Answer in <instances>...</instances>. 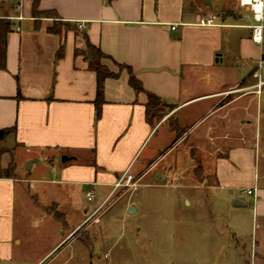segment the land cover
<instances>
[{
  "label": "crops",
  "instance_id": "0c3cea01",
  "mask_svg": "<svg viewBox=\"0 0 264 264\" xmlns=\"http://www.w3.org/2000/svg\"><path fill=\"white\" fill-rule=\"evenodd\" d=\"M33 3L0 0V23L11 24L6 65L0 68V130L13 129L0 141V264H18L14 255L23 241L16 233L15 209L23 183L30 190L36 184L59 186L52 204L67 209L65 231L52 252L61 245L72 248L59 264L101 260L95 248L106 232L84 228V234L99 236L83 241L75 231L84 222L70 226L66 220L79 212L82 189L87 198L93 192L92 202L101 200L83 216L97 214L126 172L140 182L179 181L188 206L203 207L202 190H218L227 202L249 207L245 191L255 189L251 212L261 235L256 246L263 248L264 184L255 168L244 179L245 170L251 172V154L264 139V98L255 93L251 77L262 48L251 39L252 17L241 22L239 0H39L40 11L55 13L41 18L34 17ZM202 17H216L220 25H196ZM54 26L60 31L52 32ZM88 42L118 75L105 82L100 117L96 74L83 54ZM120 66L131 68L144 89L170 107L161 120L148 122L147 95L130 86L129 71ZM242 66L249 70L245 77ZM182 146L184 158L163 164ZM64 156L71 159L63 162ZM27 161L29 175L41 173L36 179L23 172ZM186 168L193 169V177L185 176Z\"/></svg>",
  "mask_w": 264,
  "mask_h": 264
},
{
  "label": "rangeland",
  "instance_id": "374dc122",
  "mask_svg": "<svg viewBox=\"0 0 264 264\" xmlns=\"http://www.w3.org/2000/svg\"><path fill=\"white\" fill-rule=\"evenodd\" d=\"M241 12L242 24H248L251 14L244 8ZM241 31L247 32L245 29ZM226 33L233 34L237 31L227 29ZM242 71L244 77L248 75V67L242 66ZM261 95L264 98V91ZM261 142V147L251 154V172L246 169L244 179L247 181L249 173L255 168L263 185V137ZM183 147L168 156L163 164L176 157L184 158L181 153ZM186 159H183L185 165ZM29 162L22 164L21 168L30 179H36L41 173L36 169L29 175ZM248 165L249 163L246 164L247 168ZM187 169L185 176L192 174L193 177V169ZM45 172L43 170L42 174ZM196 177L201 178L203 175L197 174ZM179 185V181L172 179L167 181L152 178L139 181L137 188L121 189L111 194L102 203L95 217L90 218L83 216V211L88 209L91 213L101 200L89 201L86 190L82 189L79 212H70L66 221L70 226L84 222L79 231H75L76 235H84L83 241L99 236L84 234V228L92 227L91 229L106 232L100 235L103 244L95 248V255L100 254L101 260H96L93 264H264V247L256 246L261 235L259 223L251 212L252 196L245 197L250 208L235 207L241 209L239 214L234 212V202H227L225 193L218 190H202L206 195L203 207L194 203L188 206L184 200V191L177 189ZM244 186L248 188L247 184ZM43 188L51 189L52 193H40ZM57 190V185L36 184V188L30 190L27 183L22 184V192L16 198L15 222L16 233L23 244L16 248L15 263L37 264V260L52 252L56 239L65 231L63 212L67 209L63 210L55 203L52 204L53 198H59ZM108 193L106 191L104 197ZM131 205L136 207V213L125 214ZM71 249V246L61 245L40 264H59L69 257ZM69 264L79 262L72 260Z\"/></svg>",
  "mask_w": 264,
  "mask_h": 264
},
{
  "label": "trees",
  "instance_id": "16d2710c",
  "mask_svg": "<svg viewBox=\"0 0 264 264\" xmlns=\"http://www.w3.org/2000/svg\"><path fill=\"white\" fill-rule=\"evenodd\" d=\"M39 0H34L33 3V15L36 18L41 17H54L55 13L52 11H40ZM52 32H59L60 28L54 26L50 29ZM11 31V24L7 20H2L0 23V68H5L6 65V55H7V39L8 34ZM86 61L89 64V69L95 72L97 79V94L95 100V106L97 110V117L101 115V109L105 102L104 99V87L105 82L109 78H116L118 75L112 73L102 62V60L108 58L102 51L87 43V50L83 53ZM122 69H127L129 71V84L137 93H145L147 95L146 104V118L149 123H153L154 119L161 120L163 113L170 109L159 97L147 92L144 89L143 84L137 79L136 75L133 73L132 69L126 66H120ZM13 129H2L0 130V141H3Z\"/></svg>",
  "mask_w": 264,
  "mask_h": 264
},
{
  "label": "built area",
  "instance_id": "2783aa9c",
  "mask_svg": "<svg viewBox=\"0 0 264 264\" xmlns=\"http://www.w3.org/2000/svg\"><path fill=\"white\" fill-rule=\"evenodd\" d=\"M239 5L241 8H244L251 13L253 19V23L249 26L251 30V39L255 44L260 45L262 48L261 57L251 71V77L255 82L253 88L256 89L255 93L260 95L264 88V0H239ZM196 25L201 27H212L219 26L220 24L217 22L216 17H202L198 20ZM80 27H83V25ZM175 28L176 27H172V29ZM139 181L140 179L135 177L132 173L126 172L115 183L114 192L126 188H137ZM255 192V189L245 191V193L248 195H253ZM92 198L93 192L89 191L88 200L91 201ZM95 214L96 213H94L92 216ZM80 228L81 227H78L76 231H78Z\"/></svg>",
  "mask_w": 264,
  "mask_h": 264
},
{
  "label": "water",
  "instance_id": "95a60500",
  "mask_svg": "<svg viewBox=\"0 0 264 264\" xmlns=\"http://www.w3.org/2000/svg\"><path fill=\"white\" fill-rule=\"evenodd\" d=\"M70 159H71V158L64 156V157L62 158V161H63V162H67V161H69ZM30 164H32L31 161L29 162V165H30ZM28 169H30V168L28 167ZM245 206H246V203H244V202H242V201H240V200H237V201L234 202V207H245ZM135 212H136V207H135L134 205L130 206L128 213L132 215V214H134Z\"/></svg>",
  "mask_w": 264,
  "mask_h": 264
}]
</instances>
